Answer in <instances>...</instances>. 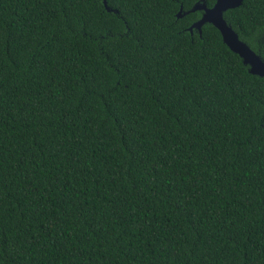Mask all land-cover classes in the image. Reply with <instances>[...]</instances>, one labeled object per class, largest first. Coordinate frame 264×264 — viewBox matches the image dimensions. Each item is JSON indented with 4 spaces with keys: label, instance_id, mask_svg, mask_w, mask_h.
<instances>
[{
    "label": "trees",
    "instance_id": "1",
    "mask_svg": "<svg viewBox=\"0 0 264 264\" xmlns=\"http://www.w3.org/2000/svg\"><path fill=\"white\" fill-rule=\"evenodd\" d=\"M107 1L0 0V264H264V76L199 0Z\"/></svg>",
    "mask_w": 264,
    "mask_h": 264
},
{
    "label": "water",
    "instance_id": "2",
    "mask_svg": "<svg viewBox=\"0 0 264 264\" xmlns=\"http://www.w3.org/2000/svg\"><path fill=\"white\" fill-rule=\"evenodd\" d=\"M206 1L199 0L188 11H183V7H181L177 14L178 18L190 12L202 11L201 18L195 21L188 30L191 33L197 30L201 34L204 24H213L221 32L223 41L242 58L245 65L249 66V71L252 74L264 76V59L246 41L240 38L232 23L225 17V12L241 6L244 0H216L212 7H209ZM104 4L109 11L114 10L108 5L107 0H104ZM114 11L118 12L117 10Z\"/></svg>",
    "mask_w": 264,
    "mask_h": 264
}]
</instances>
